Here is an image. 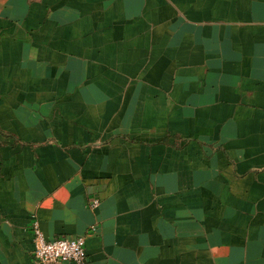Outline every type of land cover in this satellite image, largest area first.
<instances>
[{
	"label": "crops",
	"instance_id": "obj_1",
	"mask_svg": "<svg viewBox=\"0 0 264 264\" xmlns=\"http://www.w3.org/2000/svg\"><path fill=\"white\" fill-rule=\"evenodd\" d=\"M35 225L84 264H264V0H0V264Z\"/></svg>",
	"mask_w": 264,
	"mask_h": 264
},
{
	"label": "built area",
	"instance_id": "obj_2",
	"mask_svg": "<svg viewBox=\"0 0 264 264\" xmlns=\"http://www.w3.org/2000/svg\"><path fill=\"white\" fill-rule=\"evenodd\" d=\"M34 259L36 264H84L87 260L84 236H59L48 239L38 225L34 226Z\"/></svg>",
	"mask_w": 264,
	"mask_h": 264
}]
</instances>
